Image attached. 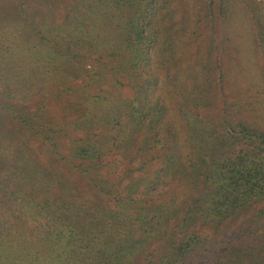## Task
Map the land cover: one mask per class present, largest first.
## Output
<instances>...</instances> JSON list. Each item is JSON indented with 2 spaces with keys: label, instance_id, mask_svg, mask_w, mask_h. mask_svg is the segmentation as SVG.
Segmentation results:
<instances>
[{
  "label": "trees",
  "instance_id": "16d2710c",
  "mask_svg": "<svg viewBox=\"0 0 264 264\" xmlns=\"http://www.w3.org/2000/svg\"><path fill=\"white\" fill-rule=\"evenodd\" d=\"M75 5L50 35L30 24L37 42L0 18L15 28L0 30V110L29 130L0 144V264H264V83L254 117L208 116L228 65L196 56L190 12L178 26L168 0ZM251 18L264 50V11ZM31 70L45 100L77 95L78 116L18 110ZM34 138L87 194L44 178Z\"/></svg>",
  "mask_w": 264,
  "mask_h": 264
},
{
  "label": "rangeland",
  "instance_id": "374dc122",
  "mask_svg": "<svg viewBox=\"0 0 264 264\" xmlns=\"http://www.w3.org/2000/svg\"><path fill=\"white\" fill-rule=\"evenodd\" d=\"M84 1L86 4L89 2L90 5L91 3L95 5L98 2V0ZM76 2H80V0H0V18H15L16 21L20 22L22 29V32L19 31L20 35L23 38L26 37V40L21 38V41L28 43L34 40L37 42L39 36L32 30L30 24L40 29L43 28L48 33L46 28H51V25L65 24L66 14L75 11ZM168 3L172 10L173 23L178 24V26L183 24L184 19L187 20L190 12V24L192 25L190 29L196 33L195 36L199 42L196 56L202 62L209 59L208 63H211L213 67L216 58H220L225 66L228 65L226 70L228 77L224 79L226 96L217 94L215 101L207 108L208 116L215 114L214 117H219L218 110L219 112L221 110L222 114L226 108L230 111L232 118L235 117V114L240 113L247 117L257 115L255 90L259 84L264 83V50L256 43L253 36L257 31L252 26L251 15L253 8L264 11V0H168ZM102 4L105 5L104 2ZM102 4L101 6L104 7ZM220 6L222 9L229 7L228 13L223 19L218 14ZM231 15L232 19L230 18ZM23 18L28 21H24ZM229 18L230 20H228ZM29 20H32V23ZM5 21L0 20V30H3L2 34L4 35L8 34L11 28L15 29L12 26H7ZM262 22H260L262 25L260 30L264 31ZM48 35L50 34L48 33ZM193 42L196 44L194 40ZM208 48L211 49L210 55L207 53ZM85 62L87 66L95 67V62ZM31 71L35 76L29 80L26 87L32 88V92L28 94L29 91H27L26 97L18 98V105H16L18 110L41 106L43 113L40 120H49L54 124H66L70 119L78 116V113L81 112V106L78 105L80 100L77 95L50 97L45 100L44 87L46 84L39 82L35 72ZM1 82L2 79L0 78V89L2 87ZM124 89L125 87H122L123 94L127 92ZM21 128V125L17 124L5 110H0V138L2 139L0 144L2 146H12V143L21 138L20 133L25 136L23 138L28 137L29 130L23 128L19 132ZM75 131L72 128L70 133L77 135L78 133ZM65 139L62 138V141ZM29 146H31L32 153L31 163L40 169H44V178L65 180L74 193L83 191L87 194L85 180L71 171L67 165L52 162L42 152L39 139L30 140Z\"/></svg>",
  "mask_w": 264,
  "mask_h": 264
}]
</instances>
